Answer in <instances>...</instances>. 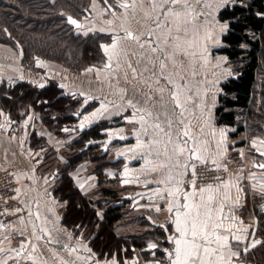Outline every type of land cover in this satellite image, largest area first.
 <instances>
[{
    "label": "crops",
    "instance_id": "obj_1",
    "mask_svg": "<svg viewBox=\"0 0 264 264\" xmlns=\"http://www.w3.org/2000/svg\"><path fill=\"white\" fill-rule=\"evenodd\" d=\"M246 1L250 0H228L227 6ZM122 4L129 7H120ZM152 4L156 5L155 11ZM161 6L162 0H91L90 14L80 19L79 30L110 37L100 44L104 65H90L81 73L41 58L24 65L18 51L0 43V84L29 81L42 86L52 81L62 95L81 100L78 121L86 124L85 128L100 121L108 122L102 133L104 140L111 143L106 148L108 151L112 147L113 156L103 174L106 180H115L121 195L115 205L127 198L140 221L162 227L169 238L178 236L175 206L185 203L184 194L195 192V202L203 199L214 216L223 217V228L218 234L229 237L228 248L224 250L226 261L254 264L247 258L263 239L257 212H264V170L253 167V162L260 159L254 150L263 145L259 136L248 137L245 132L237 133L236 124L217 121L215 110L222 84L235 75L231 70L233 61L219 51L230 26L228 20L219 18L223 0H200L198 5H192L194 11L180 21L161 16ZM183 11L186 10L182 14ZM157 17L158 27L153 22ZM177 23L181 25L180 33L176 32ZM224 24L227 28L221 33L220 26ZM145 33H151L152 41L144 38ZM209 33L215 38L206 40ZM177 35L178 40L169 38L165 43L163 39ZM156 44L165 49L163 71L160 52L152 51ZM177 44L179 48L174 47ZM162 76L170 78L171 84ZM177 86L182 90L179 108L170 96ZM23 113V118L16 122L0 109V166L15 170L16 200L22 207L20 218L8 226L0 224V264H124L117 254L99 255L91 247L86 230L80 229L79 224L67 223V200L55 191L60 178L58 162L63 157L67 160L66 154L60 152L63 139L43 124L39 111L33 107ZM33 127L37 129L34 135L39 132V137L52 149L50 154L44 155L43 148L33 146ZM117 134L124 139L113 141ZM138 139L151 147L136 149ZM177 145L184 149L180 155L174 151ZM177 159L181 167L175 166ZM196 161L222 165L228 178L221 184L193 186L191 165ZM88 163L82 162L69 173L76 189L86 196L99 188L98 177ZM185 164L189 166L187 170ZM224 183L227 188L222 186ZM209 186L211 191L201 193L202 188ZM168 190L174 195H168ZM224 192L229 194L227 200L223 199ZM88 205L91 207V203ZM221 205L223 211L219 212ZM92 206L102 218V210L95 204ZM242 206H247L248 211H241ZM233 236L239 237V241ZM168 244L166 262L170 264L168 253L175 246L169 239ZM245 247L247 251L243 250ZM232 252L239 255L232 256Z\"/></svg>",
    "mask_w": 264,
    "mask_h": 264
},
{
    "label": "trees",
    "instance_id": "obj_2",
    "mask_svg": "<svg viewBox=\"0 0 264 264\" xmlns=\"http://www.w3.org/2000/svg\"><path fill=\"white\" fill-rule=\"evenodd\" d=\"M90 1L0 0V43L18 51L24 65L36 58L62 63L74 72H80L90 65H100L104 61L100 42L105 34H75L74 27L66 20V15L80 20L88 13ZM262 12L261 0L227 6L219 12V18L228 20L230 25L227 34L222 37L224 45L219 51L235 62L236 77L228 78L222 84L215 113L218 122L236 124L237 133L245 132L248 137L261 136L264 129V18L259 15ZM258 78L261 79L259 84ZM4 85L0 84V109L7 112L9 119L18 122L24 116L22 111L30 106L37 111L45 107L53 115L41 116V121L49 130L59 134L66 124L78 126L79 109L75 102L79 100H70L69 95H62L54 82L47 81L42 86L29 81H19L8 88ZM106 126L107 121H100L73 132L78 136L69 143L67 160L57 166L60 178L55 191L60 198L67 200V223L79 224L80 229H85L91 239V247L99 255L131 257L130 249L146 251L144 248L148 237H158V231L161 230L163 234V228L148 222L153 230L149 233L137 234L138 230L125 228L137 227L141 217L132 211L127 198H123L121 204H114L122 199L114 188L100 186L101 182L113 181L106 180L104 171L99 168L101 165L104 168L111 165L105 159L106 152L93 151L99 145L96 141L104 136L101 130ZM32 135L35 136L34 132ZM33 146L36 147V144L33 143ZM82 162L93 163L98 177L99 188L90 196L81 194L69 176ZM88 203H91V207ZM93 204L102 210V218L97 216ZM257 215L258 230L263 239L247 259L254 264H264V212H257ZM156 251L163 253L160 248ZM139 261L138 257H134L135 264Z\"/></svg>",
    "mask_w": 264,
    "mask_h": 264
},
{
    "label": "snow or ice",
    "instance_id": "obj_3",
    "mask_svg": "<svg viewBox=\"0 0 264 264\" xmlns=\"http://www.w3.org/2000/svg\"><path fill=\"white\" fill-rule=\"evenodd\" d=\"M200 3V0H162V10L160 15L161 16H170L176 21H180L183 17L188 16L194 11L193 4L198 5ZM228 0H223V6L227 7ZM120 7H123L127 9L129 5L122 4ZM175 7L177 10L173 11L172 8ZM156 5L152 4V10L155 11ZM182 10L183 11L182 14ZM262 18H264V14H259ZM151 19V17H149ZM68 22L76 25L77 28L80 27V25L77 23V21L71 17H68ZM155 25L158 27L160 25V19L157 17L154 21ZM187 22L186 20L184 21ZM227 28V25H221L220 26V32L223 33L225 29ZM181 31V25L180 23H177L176 26V32L180 33ZM169 33H171V29H169ZM131 35V34H129ZM133 39L139 40V37H132ZM144 38L152 41L153 37L151 33H145ZM175 39L178 40L179 36L176 37H164L165 43L167 40ZM215 37L212 33H209L206 36V40H212ZM160 39V38H156ZM219 43V41H217ZM115 44H113V48H115ZM175 48H179L180 46L177 44L174 46ZM152 51L160 52V68L163 71L165 68L164 60L167 59L165 56V49L161 48L159 44H156L152 46ZM207 51V49H205ZM176 53L175 51L172 53L173 58L175 57ZM134 71V70H133ZM164 79H167V82L171 84L170 78L161 77ZM162 91V90H161ZM181 89L179 86L176 87L174 91L170 93L171 98L173 99L174 106L179 108L180 107V94ZM131 104V102H129ZM182 114V113H181ZM172 122H168V127L171 129ZM157 128H160V125H156ZM163 131V129H160ZM138 135V134H137ZM185 136H187V132L184 133ZM121 139H124V137H121ZM153 144L159 143V141H153ZM169 143H171V136L169 135ZM256 142L254 141L253 144ZM261 144H264V141L260 142ZM146 147L150 148L151 145H145L142 141L139 139L137 140L136 149L143 150ZM167 146L165 145V149ZM133 149V150H136ZM177 155H180L184 152L183 148H180L179 145L176 146L174 149ZM159 155V152L156 153ZM262 156H264V152L260 153ZM189 159H191V156H189ZM197 160L200 159V157H196ZM176 167H181L179 160L176 161ZM261 168H264V165H258ZM183 167L187 170L189 167L187 164L183 165ZM193 174L195 172V164L191 165ZM173 177L170 175L168 177V180L171 181ZM194 186V182H193ZM224 188L228 187L227 183H224L222 185ZM211 186L208 188H202L200 191L201 193L205 191H211ZM179 191V189H177ZM168 195H174V193L171 190L167 191ZM196 195L195 192L191 194H184V200L185 203L182 205H176V215H175V232L178 234V236L175 237H169L168 239L171 240L174 243V251L168 253L170 258V264H231L230 260L225 259V249L228 248V241L229 237L225 235H220L219 230L223 228V217L220 216H214L213 215V209L208 206L207 203L201 199L200 202H195L193 197ZM229 198L228 192L223 193V199L227 200ZM213 197L210 195L208 197V201L211 202ZM173 210L172 206L169 207V211L171 212ZM217 211L222 212L223 206ZM209 228H211V231H209ZM230 231V229L228 230ZM233 239L239 241V237L233 236ZM256 243H260L259 241H256ZM253 247L255 244L252 245ZM150 248H156V244H150ZM244 251H247V247L243 249ZM167 251V250H165ZM232 256H238V252H232ZM214 258V259H213Z\"/></svg>",
    "mask_w": 264,
    "mask_h": 264
},
{
    "label": "rangeland",
    "instance_id": "obj_4",
    "mask_svg": "<svg viewBox=\"0 0 264 264\" xmlns=\"http://www.w3.org/2000/svg\"><path fill=\"white\" fill-rule=\"evenodd\" d=\"M89 14H90V12H89ZM86 16H88L87 14H85V15H83L82 17H81V19L83 18V19H85L86 18ZM75 30H74V33L75 34H80V35H87L88 33L86 32V31H84V30H79L80 29V27L79 28H74ZM93 33H95V32H93ZM108 37H110L109 36V34H107V35H105V37H104V39L102 40V42H105V41H107L108 40ZM102 42H100V44L102 43ZM1 45H7V46H9V47H11V48H13L12 46H10V45H8V44H1ZM14 49V48H13ZM42 59V58H41ZM104 59V58H103ZM47 60V59H46ZM49 61H52V60H49ZM30 62V61H29ZM52 62H55V61H52ZM32 63V62H31ZM55 63H58V64H60V65H63L62 63H59V62H55ZM104 65V61H102V63H100V65H97V66H103ZM64 66V65H63ZM66 67V66H65ZM88 68H89V66H87L85 69H83V70H88ZM69 69V68H68ZM235 69H236V65H235V62L232 64V67H231V70L233 71V72H235ZM70 70V69H69ZM72 71V70H71ZM74 72V71H73ZM75 73H77V72H75ZM79 73H81V71L79 72ZM257 82H258V84L261 82V79L260 78H258L257 79ZM46 84V83H45ZM12 84H8V85H4L6 88H8L9 86H11ZM69 98H70V100H74V99H76L75 97H73L72 98V95L71 96H69ZM81 99V98H80ZM219 100V99H218ZM41 102H43V101H41ZM82 102H83V100H82ZM82 105V103H81V100H79V101H76L75 102V106H76V108H78L79 106H80V104ZM48 108H45V107H41V111H39V115L40 116H42L43 114L44 115H50V117H53V115L52 114H50V112H49V110H47ZM23 112H25V110H23ZM43 112V113H42ZM49 119H51V118H49ZM77 120V119H76ZM77 123L79 124L80 122L79 121H77ZM84 124V123H83ZM86 125V124H85ZM73 127H75V125L72 123V124H66V125H64L63 127H61L62 129L60 130V132H59V134H58V136L60 137V138H62L63 139V146L61 147V150H60V152H62L63 154H69V152H70V149H69V143L66 145V143L68 142V141H70L71 142V140L75 137V136H78L76 133H73V132H76V130H78V127H75V128H73ZM37 129L35 128V127H33V132L34 131H36ZM67 130H69V133L70 134H64V132H67ZM103 130V129H102ZM101 130V131H102ZM52 131V130H51ZM79 131V130H78ZM52 132H54V133H56L55 131H52ZM62 133V134H61ZM41 138V140H39ZM43 137H39V132L38 133H36L35 134V136L33 137V143L34 144H36L37 146H40L41 148H43L42 149V154H44V155H48V154H50L51 152H52V149L47 145V143L45 142V139L43 140L42 139ZM104 138H105V136H103V137H101L100 139H98L97 140V143H99V145L95 148V150H93L94 152H96V153H100V151H103V152H106L107 151V148H105L104 147V145H106V147H108V145H111V143L109 142H107L106 140H104ZM66 140V141H65ZM114 141H116V140H114ZM118 141H120V140H117V142ZM92 142H94L95 143V141H92ZM117 142H115V143H117ZM108 144V145H107ZM112 147H109L108 148V151L106 152V156H105V159H109V158H112V156H113V154H112V152H113V149H111ZM103 149V150H102ZM106 150V151H105ZM66 157H67V155H66ZM63 162V163H62ZM64 162H65V159H64V157L62 158V160L61 161H59L58 162V164L61 166V165H63L64 164ZM119 162H117V164H118ZM88 164H91V172L92 171H94L95 169L93 168V163H88ZM100 168V170H103V171H105L104 169H106V168H104L102 165L99 167ZM115 180H113L112 182H101L100 183V186H107V187H110V186H114L113 188L117 191V193L119 194V191H118V189H117V186H116V183L114 182ZM138 215V214H137ZM164 227H166V226H164ZM125 228H129L130 230H133V229H136V230H138V232H137V234H141L142 232H152L153 230L152 229H150V226H148L147 224H144V223H142V221H140V223H139V225L137 226V227H130V226H126ZM124 228V229H125ZM126 230V229H125ZM158 237H148V240L146 241V243H145V248H144V250H146V251H139V249H134V248H132V249H130L131 251V257H124L123 259H122V261L124 262V264H135L134 263V257H138L139 259H140V261H139V263H136V264H165V262H166V252L167 251H165V250H167V248H169V244H168V232L166 231V230H164L163 229V234H162V231L161 230H159L158 231ZM150 244H156L157 245V247L156 248H150L149 247V245ZM158 248H160L161 249V251L160 252H163L162 254H160V253H158L156 250L158 249ZM123 264V263H122Z\"/></svg>",
    "mask_w": 264,
    "mask_h": 264
},
{
    "label": "built area",
    "instance_id": "obj_5",
    "mask_svg": "<svg viewBox=\"0 0 264 264\" xmlns=\"http://www.w3.org/2000/svg\"><path fill=\"white\" fill-rule=\"evenodd\" d=\"M264 8V0H261ZM195 172L191 169V178L197 185L221 184L228 178V171L222 165L209 161H196ZM17 181L12 168L0 166V224L8 226L21 217L22 207L16 200ZM241 211H248L242 206Z\"/></svg>",
    "mask_w": 264,
    "mask_h": 264
},
{
    "label": "water",
    "instance_id": "obj_6",
    "mask_svg": "<svg viewBox=\"0 0 264 264\" xmlns=\"http://www.w3.org/2000/svg\"><path fill=\"white\" fill-rule=\"evenodd\" d=\"M87 12L89 13V11H87ZM68 17H71V18L75 19L79 25L81 24V21H80V20L74 18V17L71 16V15H66L67 23H69V22H68ZM69 24H70L72 27L77 28L76 25H73V24H71V23H69ZM105 65H107V62H105ZM232 77H236V75H233ZM77 127H78V129H83V128H85V124H83V123H79ZM121 137H123L121 134H117V135L113 136L112 140H113V141H114V140H121ZM261 141H264V135H263L262 137H259V142H261ZM262 145H263V148H256V149L254 150L255 153H256L258 156H260V159H258V160H256V161L253 162V167H255V168H257V169H260V170H264V168H261V167L258 166V165H264V156H262V155L260 154L261 152H264V144H262ZM104 147L106 148V146H104Z\"/></svg>",
    "mask_w": 264,
    "mask_h": 264
},
{
    "label": "bare ground",
    "instance_id": "obj_7",
    "mask_svg": "<svg viewBox=\"0 0 264 264\" xmlns=\"http://www.w3.org/2000/svg\"><path fill=\"white\" fill-rule=\"evenodd\" d=\"M87 15H89V13H86ZM2 167H6V166H2ZM9 168H12V167H9ZM13 169V168H12ZM14 173H15V170L13 169ZM15 177H16V174H15ZM17 181V179H16Z\"/></svg>",
    "mask_w": 264,
    "mask_h": 264
},
{
    "label": "flooded vegetation",
    "instance_id": "obj_8",
    "mask_svg": "<svg viewBox=\"0 0 264 264\" xmlns=\"http://www.w3.org/2000/svg\"><path fill=\"white\" fill-rule=\"evenodd\" d=\"M264 135V129H263V133H262V135L261 136H259V137H262ZM258 140H259V138H258Z\"/></svg>",
    "mask_w": 264,
    "mask_h": 264
}]
</instances>
